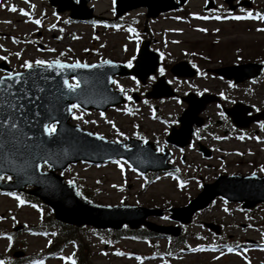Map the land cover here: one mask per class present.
Returning a JSON list of instances; mask_svg holds the SVG:
<instances>
[{
    "label": "rangeland",
    "instance_id": "374dc122",
    "mask_svg": "<svg viewBox=\"0 0 264 264\" xmlns=\"http://www.w3.org/2000/svg\"><path fill=\"white\" fill-rule=\"evenodd\" d=\"M264 0H256L257 3L263 2ZM202 0H195L191 3L192 9H196L199 5H201ZM98 12L102 13H108L111 9L109 0H99L98 1ZM96 6V5H95ZM48 9V12L51 13L50 7L42 2H36V17L39 16L42 12L46 13V10ZM144 11V10H143ZM142 10H139L133 14L130 15V17L134 19H138L137 21L139 24L142 23ZM0 14L2 12L0 11ZM12 15H4L3 18L8 19L9 25L5 27V30L0 27V32H3L4 34L12 35L13 37L19 36H25L30 39H35L37 41H41L43 44H47L48 46L53 49V45L63 47V51L70 52V55H73L75 57L83 58L85 57L88 61L94 62L97 61L100 57H112L115 59H123L120 51V44L123 42L116 41V38L118 36L113 37H107L104 34H101L100 36L104 39L98 38V41L95 43L93 42L90 37L93 34L91 30H88L86 27L83 28L78 25H67L66 31L68 32L67 35H73L75 37H80L79 40H73L74 43L71 44L70 38L68 40H65L61 43H57V39L53 37V35H49L48 32L43 30V36L41 35V38H38L37 33L40 32V26L36 25L32 21L35 20V18H27L23 17L24 22H16L20 21V19L17 16ZM171 20V19H170ZM13 22V23H12ZM12 23V24H11ZM156 23V24H155ZM177 21L175 19L171 20L169 22L166 19H160L154 23H151V27L155 26L156 28H164V27H170L171 29H175V27H179L178 24H176ZM201 27H204L206 29H212L214 27L213 24H200ZM9 26V29L7 27ZM252 24L250 25H238L237 28H233L230 26H225V37L222 38V41L225 42L229 38L233 39H239L242 40L245 43H251L254 41H257L264 45V34H256L253 31ZM184 27V26H183ZM14 30V31H13ZM99 35V34H98ZM6 35H4V38ZM205 35H201L198 33H195L191 30H186L185 34L182 36H179L178 38H181L183 41L182 44L178 45L174 48V51L176 54H179L181 49H186L189 44L191 43H204L209 44L211 41L205 39ZM1 39V38H0ZM221 45H225L222 43ZM92 46L93 52H89V48ZM219 45H212V48L214 50L218 49ZM12 49H14V46H11ZM27 52L25 55L28 54L30 51L31 53L28 55L29 61L33 62L36 61L33 58L36 57L38 59H47L49 57H54L57 55V52L55 51H49L45 50L43 52H38L34 47L27 46ZM125 56V55H124ZM26 59V58H25ZM16 62V60L14 59ZM125 83V82H124ZM131 85V84H128ZM264 98V93H260L256 100L257 102H261V99ZM171 103H165L162 107L163 115L168 116L172 112L175 111V109H171ZM81 117V115H77ZM147 116V114H146ZM96 118V116H94ZM109 117L111 120L109 121V127H112L113 124L118 125L120 123V119L116 117L114 113L109 114ZM74 124L82 126L85 128L86 124H84L83 119H75ZM130 120L128 117L124 116L123 123L125 124V133L129 134L128 131V124ZM86 129V128H85ZM260 157H264V154H261ZM218 164V163H217ZM68 176H72L78 181H75L77 184H81L84 186L83 192L88 193L93 200L99 201L101 203L105 204H116L119 202L122 198L127 197V201L131 204H135L137 201L140 203H143L145 206L149 199L153 198L156 200L155 204L156 206H160L162 201H167V199H170L173 203H181L183 199L185 198V195L187 194H195V187L196 185L193 184L192 187L189 188V190H183L181 192L177 191L174 188V184L172 183V180L170 177H161L157 179L150 187L146 189V191L141 192L140 189L141 186V180H133L128 183H125V177L128 179H131L134 174L132 172H125L118 166V165H112L104 168H92L87 167L84 165H78L72 167L69 171H66L64 174ZM67 177V176H65ZM119 187V189L117 188ZM13 217L15 219H13ZM218 218L221 219L223 217V213L216 212L215 208H212L211 210L200 214L196 222L206 220L208 218ZM264 217V207L260 208L258 211H256L252 215V221L243 220L241 216H238L237 218V225L236 227L227 229V235L231 237H240V239H243L244 237H250L255 238L258 240V238H262V234L264 232V226L262 223V218ZM41 219V214L37 213L36 211L32 210L30 207H19L17 205V202L15 199H12L10 197L6 196H0V232L3 233H9L12 232L13 228L15 226H23L26 223H30L34 226L39 225ZM227 221V218H225ZM231 220V217H229ZM158 223L166 224V222H159ZM251 223L254 227V230H245L240 229V226L238 223ZM191 225L187 230H199V227L197 224ZM38 230H44V226H40L37 228ZM61 228H55V225L50 226L48 228V231L55 232L59 231ZM16 235L12 236L14 241L17 243L25 242V248L22 249L25 251V253H36L43 248L46 247L49 239L53 235H40L35 234L31 232H15ZM101 235H96L94 233V230L86 227L84 229H80L78 231V235L81 237L82 242L87 245L91 251H92V262L93 264H133L132 262H128L125 260H117L114 258H103L97 255L98 250H106L109 251V247H102L98 245V241H100L101 238L108 239L109 237L115 238V240L120 241L119 238H117V234L110 233V232H103L100 233ZM209 242H213L216 240L215 237L209 236ZM192 245V244H191ZM118 246L122 249H132L137 251L139 249L142 250L141 244H134L129 242H118ZM8 247L9 242L0 240V256H6L8 253ZM185 246L179 245V251L176 253V258L173 260L168 261V259H160L156 258L153 259L150 264H264V251L260 250H252L248 249L246 253H241L240 255L237 253H225L222 254L223 251H217V252H197V251H189L186 252L184 249ZM144 252L146 254L151 252H163L167 250V244L166 240H162L160 238L151 239V245L148 246V249L145 247L143 248ZM150 249V250H149ZM223 250V249H221ZM241 252V250L237 249ZM72 247H68L66 249V253L72 252ZM45 264H61L57 260H49ZM141 264H147L145 261Z\"/></svg>",
    "mask_w": 264,
    "mask_h": 264
},
{
    "label": "snow or ice",
    "instance_id": "6c2138e0",
    "mask_svg": "<svg viewBox=\"0 0 264 264\" xmlns=\"http://www.w3.org/2000/svg\"><path fill=\"white\" fill-rule=\"evenodd\" d=\"M27 3L28 0H25ZM115 3V0H113ZM12 12L18 11L15 6H12L10 9ZM21 15L29 16V13L24 11L23 9L19 10ZM243 12L244 9L241 8ZM201 19H208V17H197ZM258 19L264 20V15L257 13L254 17L252 12H247L246 16H232L231 19L234 20H242V19ZM215 19H221L220 16H216ZM33 23L40 25V20H34ZM200 31H206V29H199ZM62 31V29H61ZM129 31L135 34V29H129ZM258 31L264 32V28L258 29ZM49 51H54L53 49H49ZM19 57L20 53H16ZM0 59H6V57H0ZM135 59V57H133ZM36 66L40 67H47V68H55V69H79V68H99L102 67L104 64H112L111 61L102 60L100 64H92L89 65L87 63H81L79 61L73 64H66L62 63L60 60H55L52 62H48L45 60H36L34 62ZM33 62L24 61L22 67L31 70L34 66ZM132 62L131 60L128 62L127 67L131 68ZM195 68L196 65L193 64ZM160 75H164L165 69L164 67L159 68ZM59 74V73H58ZM43 79H47V77H42ZM74 82L70 83L67 78L63 80V87L68 90L70 93H75L77 89L80 88V80L73 78ZM31 81V86H30ZM109 82L112 84H117L118 82L114 79L109 77ZM139 83V81H137ZM119 87V90L124 93L125 89L123 87ZM33 89L37 92H43L44 89L40 88L35 81L33 80L32 73L29 72L27 77L24 76L23 73L20 72H7L5 75L0 76V149L4 148V139L9 138V142L13 144V146L19 151L20 148L26 149L30 152L29 157L25 160V167H24V174L29 175V169L35 168L36 171H39L41 168L40 161L43 162V165L52 166L56 163V160L53 159L51 155L47 152L42 151H34V149H40L43 144L46 142L41 139L42 136H47L48 138H54L57 133V126L56 124L59 122L52 111L47 105L44 104H37L36 101L41 100L39 95H33ZM63 96L64 94L61 93ZM223 95V94H221ZM127 99L131 100V97L128 96ZM43 107L45 109L44 119H39L42 116V113L38 110ZM79 105L77 103H72L68 106L67 111L69 113L73 112V109H77ZM223 116V113H221ZM74 119H81V117L76 116L73 113ZM48 121V122H45ZM56 121V122H52ZM86 123L88 121H85ZM94 123V122H93ZM115 128V124H113ZM264 128V124L261 125ZM25 128L28 130L25 131ZM42 129V131H40ZM31 133V134H30ZM88 135H93V133H88ZM117 135L123 136L124 134L117 129ZM199 137V133H197ZM35 138V139H34ZM99 140H104V136H98ZM127 139V137H124ZM139 139H144L143 137H139ZM244 137L241 136L240 139ZM32 142V143H29ZM113 143H121V141H113ZM144 143H147V140L144 139ZM157 144L159 142L157 141ZM158 151H163V148L157 149ZM119 163V161H116ZM123 167V166H122ZM261 171H264V168H261ZM41 175H46L45 173H41ZM255 175V173H253ZM13 179L12 175H0V181L8 180L11 181ZM71 186L73 184L72 181L68 182ZM183 187V183L180 185ZM9 195L13 196L18 202L19 205H24L26 201L20 196L17 195L15 192L8 193ZM79 195V193H77ZM32 207H37L35 204ZM225 212L228 211L227 208L224 209ZM13 219H15L13 217ZM167 219V217H165ZM53 236L56 233H52ZM6 239L9 241V247H11V242L13 237L11 235L6 236ZM203 250V249H201ZM229 252L233 251L232 248L228 249ZM117 255H124L123 253H117ZM70 260V264H77L76 260L72 257L68 258ZM0 264H11V261L6 259H0ZM33 264H44L42 260L34 261Z\"/></svg>",
    "mask_w": 264,
    "mask_h": 264
},
{
    "label": "water",
    "instance_id": "95a60500",
    "mask_svg": "<svg viewBox=\"0 0 264 264\" xmlns=\"http://www.w3.org/2000/svg\"><path fill=\"white\" fill-rule=\"evenodd\" d=\"M21 159H22V161H25V160L27 159V156L23 153ZM57 209H58V211H60L58 206H57ZM85 209H86V210H85L86 214H90V215H91V214H93V212H94L93 210H91V209H89V208H87V207H85ZM84 222L97 223L96 221H94V220L91 219L90 217L84 219Z\"/></svg>",
    "mask_w": 264,
    "mask_h": 264
},
{
    "label": "bare ground",
    "instance_id": "6f19581e",
    "mask_svg": "<svg viewBox=\"0 0 264 264\" xmlns=\"http://www.w3.org/2000/svg\"><path fill=\"white\" fill-rule=\"evenodd\" d=\"M20 165V164H19Z\"/></svg>",
    "mask_w": 264,
    "mask_h": 264
}]
</instances>
